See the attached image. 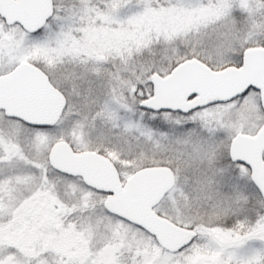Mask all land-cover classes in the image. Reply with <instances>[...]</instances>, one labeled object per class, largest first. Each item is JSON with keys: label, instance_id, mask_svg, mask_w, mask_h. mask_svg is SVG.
Listing matches in <instances>:
<instances>
[{"label": "snow or ice", "instance_id": "6c2138e0", "mask_svg": "<svg viewBox=\"0 0 264 264\" xmlns=\"http://www.w3.org/2000/svg\"><path fill=\"white\" fill-rule=\"evenodd\" d=\"M0 264H264V0H0Z\"/></svg>", "mask_w": 264, "mask_h": 264}]
</instances>
